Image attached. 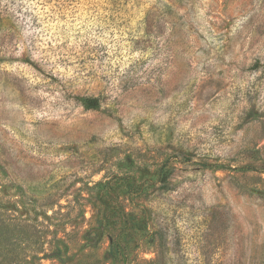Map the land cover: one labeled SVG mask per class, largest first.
<instances>
[{
  "label": "rangeland",
  "instance_id": "374dc122",
  "mask_svg": "<svg viewBox=\"0 0 264 264\" xmlns=\"http://www.w3.org/2000/svg\"><path fill=\"white\" fill-rule=\"evenodd\" d=\"M0 264H264V0H0Z\"/></svg>",
  "mask_w": 264,
  "mask_h": 264
},
{
  "label": "trees",
  "instance_id": "16d2710c",
  "mask_svg": "<svg viewBox=\"0 0 264 264\" xmlns=\"http://www.w3.org/2000/svg\"><path fill=\"white\" fill-rule=\"evenodd\" d=\"M81 104L84 109L86 110H92L95 109L99 105V99L98 98H85L81 100ZM167 177L162 178V182H165ZM117 249H121L117 246Z\"/></svg>",
  "mask_w": 264,
  "mask_h": 264
}]
</instances>
